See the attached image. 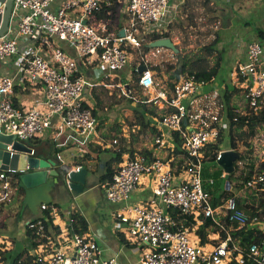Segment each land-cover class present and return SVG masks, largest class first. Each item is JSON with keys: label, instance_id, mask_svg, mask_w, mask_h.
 Returning a JSON list of instances; mask_svg holds the SVG:
<instances>
[{"label": "built area", "instance_id": "built-area-1", "mask_svg": "<svg viewBox=\"0 0 264 264\" xmlns=\"http://www.w3.org/2000/svg\"><path fill=\"white\" fill-rule=\"evenodd\" d=\"M57 1L13 0L9 29L0 38V64L18 57L17 75L0 74V133L13 135L22 143L42 136L51 128L56 116L65 128L85 141L91 139L97 132L98 120L87 93L111 78L110 74L125 71L129 67L130 51L141 54L143 46L167 38L173 22L170 0H128L129 20L125 35L120 36L99 31L86 21L100 12L102 6L111 7L113 0H66L54 9ZM4 12L5 4L0 1V25ZM58 42L69 44L76 57ZM163 51L164 48L149 49L133 69L137 72L139 88L146 93L145 101H136L152 104L163 112L157 121L159 133L153 137L154 145L173 152L178 135L186 153L182 155V171L176 174L173 159L149 160L145 155L137 154L135 158L123 161L113 181L103 184L102 189L110 202L122 204L117 218L126 226L132 242L147 248L142 264H230L235 252H240L238 264H245L241 247L237 244L230 247L232 239L229 235L227 240L211 248L202 245L197 235L191 241V234L206 219H211L223 230L222 219L225 217L240 228L249 221L257 223L259 220H250L240 211L236 197L228 198L221 207L215 208L213 197L204 185L203 151L216 143L231 124L223 99L227 88L213 87L214 78L205 81L192 74L183 75L174 83L173 89L162 88L156 83L155 71L147 62L162 56ZM80 62L93 70L90 77L85 76ZM140 66H145L146 70L139 74ZM234 76L231 83L242 89L249 108L260 111L264 107L263 43L247 45L246 60L238 66ZM98 77L100 82H97ZM237 78L242 81L241 87ZM27 81L42 85L44 98L39 104L44 108L38 105L30 110H20L14 106L12 97L16 84ZM31 155L35 156L33 149ZM261 169L262 173L249 181L246 189H264V159ZM7 175L0 174V182H5L4 199H9L12 193ZM147 177L153 182L151 200L131 203L132 193ZM210 183L212 185L214 181ZM47 209V205L41 206L42 211ZM169 210L192 218L196 222L195 228L184 227L182 220L175 218ZM66 217L52 208L51 218L61 230L60 237L65 242H72L71 253L55 250L48 261L39 260L37 264H119L114 257L101 259L95 240L73 233V213L70 211ZM28 228L44 237L42 221L31 222ZM247 255L250 264H264V242L261 245L253 243L247 249Z\"/></svg>", "mask_w": 264, "mask_h": 264}, {"label": "crops", "instance_id": "crops-1", "mask_svg": "<svg viewBox=\"0 0 264 264\" xmlns=\"http://www.w3.org/2000/svg\"><path fill=\"white\" fill-rule=\"evenodd\" d=\"M64 1L66 0H58L53 5V8H59ZM127 1L128 0H116L115 6H113L114 8L112 7V11H107L106 7H103L104 9H102V11L86 20L87 23L92 26L94 25L99 31L120 34V32L127 27L129 20L127 15ZM188 1L189 0H170L169 6L172 10L171 19H173V22L169 28V34H171L172 27L178 19L179 10L181 8L184 9V6ZM211 1L216 4L220 0ZM225 1L230 3L231 6H240L244 4L243 0ZM248 1L253 4V6H250V13H253L257 8V15L253 16L252 14L251 18L242 17V20L245 25H249L255 31L252 33L256 39L252 34H249L252 39L249 40V42L261 43L262 40H264V36L260 38L257 34V30L264 33V1ZM217 9H220L219 6H217ZM222 9L223 8H221V10ZM249 42L244 46L240 45L236 50L233 49L230 52H236L234 57H232V65L238 64L239 66L244 63L246 60L247 45L252 43ZM58 45L73 57H76L73 48L70 47L69 44L66 42H58ZM168 51L170 50L165 49L161 55ZM17 62L18 57L16 56L12 60L0 64V74L11 76L17 75ZM80 64L83 69V67H85L84 64L82 62H80ZM237 68H232L230 71L231 73L228 82L222 77L218 80L214 77L215 82L212 86H217L221 90L228 85L231 87V80L234 78ZM92 72L93 70L89 71V77ZM116 76L117 75H115V77ZM167 83H169V80L165 78L160 85L163 86L162 88L168 89ZM100 84L101 83H99V85ZM98 86L96 88H98ZM95 92L96 89L87 93V98L93 105L94 110L96 105H101V103L97 102L98 95H96ZM43 98L42 85L32 84L27 81L24 84H16L12 101L16 102V105L20 110H30L31 108L40 105L39 103L43 101ZM133 103L136 104L137 101L134 100L132 104ZM143 104L144 105L138 107L140 110L145 112L153 111L152 108L150 109V107H153L152 104H150L151 106H148L145 103ZM133 106L135 105L133 104ZM40 107L44 108L42 105H40ZM131 109L133 110V108ZM131 109L128 110L132 112ZM153 109L155 110L154 115L147 114L145 117L146 122H149L147 128H142L139 125H136V122H132L131 124L133 125L135 123V126H131L130 128L129 126H124L126 124L124 121L111 120L108 122L104 118L99 119L100 116L104 117L105 114L99 113L98 117L95 115L98 120L97 132L88 141H85L84 138L76 132L65 128L60 118L56 116L52 119L51 128L47 129L42 136L31 142H27L28 146L35 151V157L42 160L57 158L60 159L62 166H69L72 169H76L77 167H83L86 169V184L83 187V192H75L66 189L61 185L55 187L48 195V198L51 199L50 204L61 213L63 218L66 219V216H68L71 211L72 213L74 212L81 216L86 221L88 232L85 235L96 241L99 247L100 257L103 260L114 257L119 264H142L141 259L147 251L146 247L136 246L132 242V239L127 233L126 226L121 224L120 220L117 218V213L121 209L122 204L110 202L106 198L102 189V185L105 184L102 179L107 174L108 163L116 156L110 157V151L115 153V151L120 149L128 152L132 150L134 152L151 150L156 159L163 161L173 159L176 174L179 173L178 170L183 164L182 155H172L169 150L158 149L155 147L154 140L152 139L154 137L152 127L157 125V121L160 119L163 112L155 107H153ZM145 139H147V142ZM114 142H118V144L114 145ZM158 152L161 153V156ZM129 157V153L125 154L123 161ZM114 166L117 168L120 165L116 164ZM256 168L261 169L262 165L261 167L256 166ZM58 169L59 167L57 166L51 168V170ZM1 173L7 172L0 171V174ZM7 176L9 177L7 183L12 192L9 199L3 198V187L5 182H0V264H13L16 258L26 254L33 256L37 262H39V260L48 261L55 250L61 249L65 252L71 251L72 242H65L60 236L54 241L49 240L47 244L35 246L33 239L29 235L28 225L31 222L41 219L43 216L41 206L47 205L48 203L41 204L40 201L33 203L27 198V194H25V190L22 188V183L17 179L18 177L15 174L10 173H8ZM53 180V177H49V182H52ZM230 188L232 187L230 186L228 189ZM152 189L153 182L151 177L144 178L138 189L132 193L130 202L133 204L149 202L152 198ZM249 191L251 192L252 190ZM255 192L256 194L264 195V189H256ZM239 200L243 206V212L247 209L248 204L255 202L256 205L251 208L258 207L259 204V201H257L259 199L256 200L252 197L239 198ZM200 225L201 224H198L196 228ZM249 226H251V228L264 230V221L259 219L257 223L252 222ZM227 233L229 234L228 231ZM209 240L211 243L207 244L208 248L221 242L219 234H214L213 232L209 234Z\"/></svg>", "mask_w": 264, "mask_h": 264}, {"label": "rangeland", "instance_id": "rangeland-1", "mask_svg": "<svg viewBox=\"0 0 264 264\" xmlns=\"http://www.w3.org/2000/svg\"><path fill=\"white\" fill-rule=\"evenodd\" d=\"M243 1V5L231 6V4L225 0H220L216 4L215 2L208 0H189L185 4L184 9L181 8L179 10L178 19L174 23L169 37L180 50V53L176 55L170 50L164 53L162 56L147 62L150 66H163L164 68V71L161 75H158V72L155 71L156 83L162 84L166 78L169 80V83L167 84L168 89H170V84H173L176 81L171 75L178 69H181L183 72L182 74L184 75L199 72L208 73L214 69H218L216 79L218 80L222 77L226 82H228L231 73L230 71L232 68L236 69L238 67V64L232 65L231 63L232 57H234L236 52H230L233 49L236 50L237 47H240V45L244 46L249 42V40H252L249 34H252V36L255 37L252 33L255 32L254 29H252L249 25H245L242 17L251 18L252 14L253 16L257 15V8L255 11H253V13H250V6H253V4L248 0ZM217 6H219L220 9H217ZM221 8L223 9L221 10ZM93 27L95 26L93 25ZM141 52L142 53L140 54V52H136L134 50L130 51L129 67H127L124 72L116 74V77L115 73L110 74L111 78L102 81L98 88H96L95 94L98 95L97 102L101 103V105L98 104L95 106V110L97 112L96 115L98 117L99 113H105L104 117L100 116L99 119L104 118L108 122L111 120L124 121L127 124L124 126H129V128L131 126H135V123L133 125L131 124L132 122H136L135 116L134 114L132 115V112H130L128 109H134L140 105H144L143 103H133L135 106H137L135 107L132 104L134 100H146V93L136 86L135 82H132L134 78H136L132 69L137 63L141 61V57H144L145 54H147L144 50H141ZM83 71L85 76L89 75L90 70L88 68L83 67ZM100 81L101 78L98 77L97 82ZM237 81L239 87H241L242 81L239 78H237ZM127 82H132L131 89H127ZM231 87L234 86L232 85ZM206 90L208 91L210 89L207 88ZM246 104L247 102L242 94L235 96L232 100V105L237 106L238 112L242 115L246 112ZM146 105L151 106L150 104ZM151 108L154 112L155 110L153 107H150V109ZM245 130L246 128L244 127H236L234 132L238 136ZM223 136L224 138L223 142L221 143V151L231 150L229 129L224 131ZM145 141L147 142V139H145ZM237 142L238 147L235 151L240 153L241 156H245L248 153L246 142L251 143V149L253 151L251 155L252 160L255 161L256 166L261 167L260 165L264 159V124L257 127L256 135L251 140L245 139L242 141L238 137ZM158 154L161 156V153L158 152ZM115 155L116 154L114 152L110 151V157H114ZM237 163V170L234 174H232L234 176L232 180V188L229 189L233 195L228 193L223 198L222 204H224V202L231 197H236L238 199L252 197L256 200L259 199L257 200L259 202L264 200V195L256 194L255 190L253 191V189H251V192L248 189H243L240 190L241 192H238L236 188H233L234 186H238V184H240L238 181V176L244 169V164L240 163L239 161ZM203 166L208 175V177L203 176L206 191L210 192L213 197L220 198V192L224 184L217 179L215 180V177L213 176V172H217L219 166L213 167V165H211L209 162H205ZM15 175L18 177L17 174ZM211 180L214 181V184L212 185L210 183ZM255 205V202L248 204L247 209L244 211L245 214L250 217V211L252 210L251 207ZM259 219L264 221L262 216H259ZM194 238H196V234L192 233L191 241H193ZM140 247L144 246L141 245ZM68 253H71V251H68Z\"/></svg>", "mask_w": 264, "mask_h": 264}, {"label": "trees", "instance_id": "trees-1", "mask_svg": "<svg viewBox=\"0 0 264 264\" xmlns=\"http://www.w3.org/2000/svg\"><path fill=\"white\" fill-rule=\"evenodd\" d=\"M208 1H211V0H208ZM115 3H116V0H113V5L111 7L102 6V9H104L106 7L107 11H112L114 8L113 6H115ZM102 9H101V11H102ZM257 34L260 38L264 36V33L262 31L257 30ZM165 37H167V38L170 37L169 32L167 33V35ZM158 38L159 37H154L153 39H158ZM261 43L264 44V40H262ZM143 50L145 52L149 51V49H147L146 45L143 46ZM150 68L153 71L158 72V75H161L164 71L163 66H150ZM217 70L218 69H214L208 73L199 72V73H189V74H196V76L199 79H203L205 81H210L212 78L217 77L216 76L218 73ZM133 73H134V76H136V78H134V80L132 82H135L136 86H138L137 72H135V70H134ZM182 73H183L182 70L178 69V70L174 71V73L171 76L174 80H176L175 82H178L181 80V77L184 75ZM131 83L127 82V85H126L127 89L132 88ZM170 85H171L170 89L171 88L173 89L174 83L170 84ZM228 86L226 87L227 89L225 90V94L223 96V99L225 102V110H227L226 114L228 116V119L231 122L230 127H229L230 140H231L230 149L236 150L238 147V144H237L238 143L237 142L238 137L242 141H244L245 139L251 140L256 135L257 127L264 124V107L260 111L255 112L254 110L250 109L249 106L246 104L245 114H243V115L240 114L238 112V107L232 105V100L235 96H239L240 94H242V89L238 88L236 86L235 87H230V85H228ZM13 104L15 107L18 108L15 101H13ZM132 112H133L135 119H136V125H139L142 128H147V126L149 124V122H146V120H145L146 115L147 114H151V115L153 114L154 115L153 111L145 112V111L140 110V108H138V107L134 108L132 110ZM94 114L96 115L95 110H94ZM236 127H244V128H246V130L244 132H241L237 136L236 133L234 132V129ZM152 128H153V131H152L153 134L157 135L159 133L157 125H154ZM223 135L224 134H222L221 138L216 143H212L205 148V150L203 151V156H204L203 157V164L205 162H209L211 165H213V167H218L217 158H218L219 153L222 150L221 143L223 142V138H224ZM175 142H176V144H175L174 151L171 152L172 155H185L186 153L182 149V142L180 141L178 135H176ZM246 148H248L247 149V151H248L247 155H245V156L242 155V157L239 161L240 163L244 164V169L241 171L240 175L238 176V181L240 184H238V186L233 187V188H236V190L238 192H240V190L245 189L246 185L249 181H251L257 175H260L262 173V169L256 168L255 161L252 160L251 155H252L253 151L251 149V143L246 142ZM115 153H116V156H115V158H113V160H111L108 163L107 174L102 179L105 183H110L113 181V178H114V176H115V174L119 168V167L115 168L114 165H116V164L120 165L124 160V155L127 153H129L130 158H135L136 154H141V155H145V157L149 160L156 159V158H154L153 152L151 150H142L140 152H134L132 150V151L128 152L126 150L120 149L118 151H115ZM237 167H238V163H236V168ZM58 171H61L60 167H59ZM178 171L179 172L182 171V165L180 166ZM17 175H19V174H17ZM223 175H224V172L219 167H218L217 172L216 171L213 172V176L215 177V180L217 179L224 184V186L220 192L221 197L218 198V197L212 196L213 197V206L215 208L221 207L223 205L222 204L223 198L228 193H231L230 192L231 190L228 189L229 186H227V181L225 178H223ZM203 176L208 177L206 170L204 169V166H203ZM233 178H234V176L232 175L230 177V180H229L231 187H232ZM231 195H233V193H231ZM236 201H237L238 209L240 211H243V206L241 205L240 200L238 198H236ZM47 206H48V209L46 211H43V216L41 217V219L34 221V222L42 221L44 223V227H45L44 231H43L44 237L41 238L40 236H38L36 234L35 230L29 229V235L33 239L35 246L47 244L49 240L54 241L61 235L60 228L54 224V222L52 221V218H51V212H52L53 205L48 203ZM169 212L175 218L182 220L184 227H187L189 229L195 228L196 222L192 218L184 217L183 215H181V213L179 211L169 210ZM250 213H251L250 217L247 215L250 218V220H253L254 218L259 219V216H262L264 218V200H261L259 202L258 207L252 208ZM73 218H74L73 233L81 235V236H84L85 234H87L88 225H87L86 221L81 216L75 214L74 212H73ZM222 223L224 225V230L218 224L213 222L211 219L204 220L203 223L195 231L196 235L201 240V244L206 245L208 243H211L209 240V234L211 232H213L214 234L218 233L221 241L227 240L228 235H229L232 239V241L229 244L230 247H233L234 244H238L242 249L241 252H243L242 256L246 261L245 264H250L249 259H248V255H247V249L253 243H258L261 245L262 242H264V232H263L264 230L251 228V226H249L250 221L247 225L240 228L237 223L230 221L229 217L223 218ZM227 231L229 232V234L227 233ZM239 254H240V252H235V254L233 255V260L231 261L230 264H238L237 257ZM13 264H37V261L33 256L26 254V255H22V256H19L18 258H16V260L14 261Z\"/></svg>", "mask_w": 264, "mask_h": 264}, {"label": "water", "instance_id": "water-1", "mask_svg": "<svg viewBox=\"0 0 264 264\" xmlns=\"http://www.w3.org/2000/svg\"><path fill=\"white\" fill-rule=\"evenodd\" d=\"M0 1L5 4V12L0 25L1 38L9 29L13 0ZM119 35L124 36V30ZM146 47L147 49H168L176 55L180 53L171 38L155 40L147 44ZM145 70V66H140L138 73L140 74ZM184 124L186 125L187 123L185 122ZM31 153L32 148L26 143L18 141L13 135L0 133V171L19 174L18 179L22 183V188L30 201L33 203L40 201L41 204L51 203L48 195L55 187L61 185L75 192H83L87 175L85 168L77 167L72 169L69 166H62L60 159L42 160L32 156ZM241 157V154L235 150H226L221 151L217 159L218 166L224 172L227 186H230L229 179L236 172V163L240 161ZM55 166L60 167L61 171L51 170ZM49 177H53L54 180L49 182Z\"/></svg>", "mask_w": 264, "mask_h": 264}]
</instances>
